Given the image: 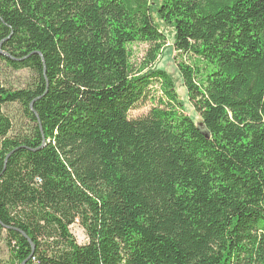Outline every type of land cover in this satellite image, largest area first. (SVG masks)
Listing matches in <instances>:
<instances>
[{"label": "trees", "instance_id": "16d2710c", "mask_svg": "<svg viewBox=\"0 0 264 264\" xmlns=\"http://www.w3.org/2000/svg\"><path fill=\"white\" fill-rule=\"evenodd\" d=\"M0 61V264H264V0H0Z\"/></svg>", "mask_w": 264, "mask_h": 264}, {"label": "rangeland", "instance_id": "374dc122", "mask_svg": "<svg viewBox=\"0 0 264 264\" xmlns=\"http://www.w3.org/2000/svg\"><path fill=\"white\" fill-rule=\"evenodd\" d=\"M158 26L160 29L164 30L163 25H159L158 23ZM167 42L168 45L165 47L164 52L160 57L159 69L168 72L172 77H174L178 100L181 103L184 112L186 115L191 116L195 122H199L200 115L190 100L187 87L182 84L183 78L176 62L177 60L178 62L182 61L183 58L177 56L175 60L176 51L173 45L172 36L168 35ZM132 49L134 51L133 62L137 68H140L144 57L147 56L148 51L150 50V46L145 44H135L132 46ZM0 78L6 87L14 90H21L26 88L31 83L33 75L28 70L14 71L12 69L6 68L0 61ZM162 101L165 102V98L162 95L160 84H154L151 87L148 99L140 103L134 110L130 112V119L136 120L146 117L153 108L161 106ZM5 112L13 119V133L22 131L26 125V121L24 117V111L21 106L18 104L9 105L6 107ZM69 230L72 232L80 246H84L85 244L89 243V238L85 230L78 223L70 226ZM5 236V232L0 234V261H4L6 263L10 256L4 241Z\"/></svg>", "mask_w": 264, "mask_h": 264}, {"label": "water", "instance_id": "95a60500", "mask_svg": "<svg viewBox=\"0 0 264 264\" xmlns=\"http://www.w3.org/2000/svg\"><path fill=\"white\" fill-rule=\"evenodd\" d=\"M4 56H6L7 54H5V53H3V52H1ZM11 156V155H10ZM9 156V157H10ZM27 239H28V241L32 244L33 242L31 241V240H29V238L27 237V236H25Z\"/></svg>", "mask_w": 264, "mask_h": 264}, {"label": "built area", "instance_id": "2783aa9c", "mask_svg": "<svg viewBox=\"0 0 264 264\" xmlns=\"http://www.w3.org/2000/svg\"><path fill=\"white\" fill-rule=\"evenodd\" d=\"M76 223H78L79 224V222L77 221Z\"/></svg>", "mask_w": 264, "mask_h": 264}]
</instances>
